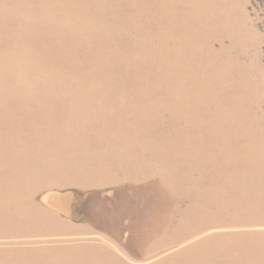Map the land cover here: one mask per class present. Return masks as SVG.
<instances>
[{
  "label": "rangeland",
  "instance_id": "1",
  "mask_svg": "<svg viewBox=\"0 0 264 264\" xmlns=\"http://www.w3.org/2000/svg\"><path fill=\"white\" fill-rule=\"evenodd\" d=\"M82 1L97 23V0ZM164 1V11H157L149 16L148 11L143 8L138 17L140 30H152L160 35L161 46L158 52H151L148 47H143L142 61L131 65L121 61L124 53L128 59H132L140 50L130 44L123 48L119 40L113 45L118 53L110 55L112 60L107 57V61L117 70V82L122 88L118 86L117 97L107 101L113 111L128 113L129 105L134 107L136 112L143 111L148 116L158 117L168 127L160 131L159 137L171 143L161 149L167 153L170 160L158 163L151 161V151L141 145H138V148L132 144L103 145L110 140L107 137L102 141H94L92 137L97 138V129L93 128L95 124L86 126L88 129L74 131L76 136L86 133L90 140L70 143L63 155L69 156L67 160L78 162L70 167L76 178L87 175V179L97 186L91 187L92 184L83 187V184H78L61 190L34 193L44 206L53 211L65 209L68 214H58L60 220L55 229L59 235L26 238L14 231L13 238L0 241L3 247L13 246L12 253L23 252L32 257L37 252H43L45 246H49L53 258H63L66 263L85 264H108L109 261L121 264L123 257L131 260L132 264H162L172 258L185 257L186 255L177 248L158 251L159 247L156 245L163 243L160 239L165 237L164 230L160 232L159 238L154 237L148 245V233L143 225L145 221H152L154 225L160 224L162 218L159 214L169 209L167 212L172 217L166 230L169 235H174V239L180 230L183 236L190 234L185 227L188 221L181 220V211L189 207L190 201L180 204V209L173 208L171 198H166L164 202L165 196L170 197V193L160 191L163 187L158 189L154 182V178L161 176L164 169L171 170L172 174L168 179L160 177L161 180L176 184L168 190L190 191V195L197 201L196 206H204L202 199H208L211 204L227 201L235 203L234 208L244 214L251 211L250 206L256 200L264 204V0ZM130 22L131 19L126 14H119L115 19L102 17L100 27L112 37L113 30L118 25L127 29ZM126 40H129V37H126ZM185 41H191L190 47L186 46ZM98 55L100 51L97 49ZM88 56L94 55L89 53ZM165 73L169 77L168 80L164 78ZM173 75L185 80H176L172 78ZM97 91L89 99L94 105L93 112L87 111L89 122H93L92 115L99 114L97 98L101 95L96 96ZM177 91L192 95L198 103L193 119L182 120L181 115L170 117L172 113L164 111L158 115L153 114L150 108L159 107L162 100L171 99ZM179 107L184 114L191 112L190 107L184 103H179ZM171 132L174 135H171ZM141 133V129L131 128L125 133L121 132L120 136L130 138L134 143L135 138H143ZM29 146V143L15 139L9 145V150L11 155L18 157L22 163L23 157L32 156ZM131 152H134L138 159L146 160L153 171L150 177L152 182L145 183L143 187L140 181L127 184L123 182L127 180L116 181L122 184L119 186L126 185L134 191H149V194H142L143 196L135 200L130 199L134 191H126L125 194L122 187H101L91 178L93 171L100 167L97 157L105 156L110 162L118 158L128 160L131 158ZM247 153L251 154L248 165L245 164ZM193 156H199L196 162L191 160ZM219 164L225 169V174L222 175L224 188L209 184L213 179H216L217 183L215 168ZM109 165L122 166L117 163ZM80 169L81 172L77 171ZM138 175L142 177V172ZM97 179H100L99 173ZM155 180L160 182L159 178ZM228 183H233L234 186ZM243 187L253 191H245ZM8 196V191H0L1 198ZM101 196L103 198H100ZM55 198L59 199L58 203ZM108 200L124 202L125 205L135 204L134 209L129 206L125 208L127 215L123 217V232L118 238L120 240L110 234V228L118 219L122 208H113L114 203L108 204ZM14 202L21 203L18 199ZM97 205L104 210L100 216L108 227L102 228L98 223L100 217L97 214ZM1 213L3 210L0 208ZM155 213L158 216L149 218ZM242 214L238 220L242 219ZM16 218V215L10 214V219ZM203 218L214 219L209 212ZM222 218L224 217L214 220ZM74 229L77 234H69V231ZM133 229L137 231L132 233ZM222 230L216 226H206L199 233H217ZM208 241L212 243L205 247L219 246L216 263H227L225 253L220 249L221 241L208 239L202 244ZM83 243L97 244V249L109 248L115 252L103 254L111 258H104L99 253L97 257L85 255L82 250ZM183 247L184 245L179 246ZM144 251L146 254L140 258L133 256L143 254ZM154 251L156 252L153 253ZM61 254L67 256L63 257ZM190 255L197 257L198 253ZM133 258L138 260L134 261ZM4 262L5 259L0 258V263Z\"/></svg>",
  "mask_w": 264,
  "mask_h": 264
},
{
  "label": "bare ground",
  "instance_id": "2",
  "mask_svg": "<svg viewBox=\"0 0 264 264\" xmlns=\"http://www.w3.org/2000/svg\"><path fill=\"white\" fill-rule=\"evenodd\" d=\"M143 8L148 11L149 16H152L157 11L166 9L165 1L97 0L96 23L82 0H0V191L9 192L8 197H0V208L3 210L0 214V241L13 238L14 231L26 238L52 237L60 234L55 229L60 220L58 214H68V212L65 209L51 210L41 204L34 193L61 190L78 184H83V187L93 184L92 180L87 179V175L76 178L71 173L70 167L78 162L67 160L69 156L63 155L70 143L90 140L86 133L76 136L74 134L76 130L88 129L90 124H95L93 128L97 129V138L92 137L94 141H102L107 137L110 140L103 145L132 144L136 148L141 145L151 151V161L158 163L170 160L167 153L161 149L170 146L171 143L159 137L160 131L168 127L158 117L148 116L143 111L136 112L135 108L129 105L128 113L113 111L107 101L117 97L118 86L122 88L117 82V70L107 61V57L112 60L110 55L118 53L113 48L118 40L123 48L130 44L140 50L132 59H128L124 53L121 61L131 65L142 61L143 47H148L151 52H158L160 49V35L152 30L138 28V17ZM119 14H126L131 22L127 29L118 25L110 37L100 27L102 17L115 19ZM126 37H129V40H126ZM185 43L187 47L192 44L191 41ZM97 49L100 51L98 56ZM89 53H93L94 56H88ZM164 78L166 80L169 78L166 73ZM172 78L179 79L177 75H173ZM183 80L185 79H179V81ZM96 90H98L96 96L101 95L97 98L99 114L92 115L93 122H89L87 113L93 112L94 107L89 99L95 95ZM179 103L188 105L191 112L182 113ZM150 109L155 115L164 111L172 113L169 114L170 117L181 115L182 120H190L196 116L198 103L192 95L177 91L171 99H164L159 107ZM131 128L141 129L143 138H135L136 142L133 143L130 138L120 136L121 132L125 133ZM171 135L174 133L171 132ZM15 139L30 144L29 150L32 156L23 157L22 163L19 162L18 157H13L9 150V145ZM250 156V153L245 156L247 165ZM130 157L128 160L118 158L114 162L108 161L105 156L97 157L100 167L93 171L94 175L91 178L101 187H122L125 194L126 191L134 190L126 185L119 186L122 184L116 181L127 180L123 181L126 184L140 181L142 187L145 183L152 182L150 177L153 171L146 160L138 159L134 152L130 153ZM198 157L193 156L191 160L196 162ZM109 163L122 166H111ZM215 169L217 183L216 179H213L209 184L224 188L222 175L225 174V169L221 168L220 164ZM77 171L81 172L82 169ZM140 171L142 177L138 175ZM97 173L100 179H97ZM171 174V170L164 169L161 171V176L154 178V182L158 189L163 187L160 191L170 193L172 197L165 196L164 202L166 198H171L173 208L180 209V204L190 201L189 207L181 211V220L188 221L185 227L190 234L183 236L180 230L174 239V235H169L166 231L172 219L167 212L169 209L159 214L162 218L160 224L154 225L152 221L144 222V228L148 233V245L154 237L159 238L160 232L164 230L165 237L160 239L163 243L156 245L159 247L158 251L177 248L186 255L172 258L162 264L171 262L221 264L216 263L219 246L205 247L211 245L212 241L202 244L208 239L221 241L220 249L225 253L224 258L228 261L223 264L264 263V204L256 200L250 206L251 211L244 214L234 208L233 202L221 201L211 204L208 199H202L204 206H196L197 201L190 195V191L168 190L176 184L168 180L162 181L160 177L168 179ZM157 178L160 182L155 180ZM228 184L234 186L233 183ZM93 186L97 185L93 184L91 187ZM262 186L264 190V180ZM242 189L253 191L247 187ZM148 192L134 191L130 199L135 200L149 194ZM215 192L220 193V191ZM15 199L20 200L21 203H15ZM54 200L58 203L59 199ZM110 203H114L113 208H122V212L117 216L118 219L110 228L112 229L110 234L116 240H120L118 238L123 232V217L127 215L125 208L129 206L134 209L135 204L125 205L124 202L108 200V204ZM103 211L97 205V214L100 217L98 223L102 228L108 227L100 216ZM207 212L214 219L224 218L205 219L203 217ZM10 214L16 215L17 218L10 219ZM241 214L242 219L238 220ZM156 216L158 214L155 213L149 218ZM206 226H216L223 230L200 234L199 232ZM135 231L137 230L133 229L132 233ZM69 234L75 235L77 232L74 229L69 231ZM1 243L0 258L5 259V262L0 264H85L66 263L63 258H53L49 246H45L43 252H37L30 257L23 252L14 254L13 246L3 247ZM181 245L184 247L179 248ZM67 247L73 250L70 245ZM82 250L85 255L97 257L99 253L104 258H111L103 254L113 251L109 248L97 249V244L93 243H83ZM116 253L120 254L118 251ZM192 253H198L197 257L191 256ZM145 254L146 251L133 256L140 258ZM136 260L138 259H134ZM126 263L133 262L123 257L121 264ZM108 264L118 263L109 261Z\"/></svg>",
  "mask_w": 264,
  "mask_h": 264
}]
</instances>
